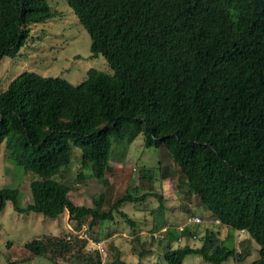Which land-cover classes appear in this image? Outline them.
I'll list each match as a JSON object with an SVG mask.
<instances>
[{"label": "trees", "instance_id": "obj_1", "mask_svg": "<svg viewBox=\"0 0 264 264\" xmlns=\"http://www.w3.org/2000/svg\"><path fill=\"white\" fill-rule=\"evenodd\" d=\"M66 2L91 37L92 56L103 55L113 72L92 68L75 85L26 70L0 92V155L4 149L37 176L27 206L18 188L0 186V211L11 200L19 211L49 217L68 210L71 219H88L89 228L114 213L134 224L122 205L155 194L163 213L164 194L140 190L143 181H153L151 169L107 211L104 193L91 206L77 204L65 182L74 147L81 149L77 179H88V169L104 185L113 141L143 134L147 146L166 147L214 225L229 229L226 239L209 227L201 246L174 247L195 234L194 225L181 231L169 223L160 239L165 263L154 264H183L190 254L221 263L241 254L232 230L243 229L260 245L248 264H264V0ZM53 15L49 0H0V61L21 50L33 24ZM164 169V177L173 175ZM164 226L156 223L155 230ZM76 239L77 247L49 235L24 245L34 255L52 249L71 253L76 264H100L89 239ZM120 263L119 254L109 255L107 264Z\"/></svg>", "mask_w": 264, "mask_h": 264}, {"label": "rangeland", "instance_id": "obj_2", "mask_svg": "<svg viewBox=\"0 0 264 264\" xmlns=\"http://www.w3.org/2000/svg\"><path fill=\"white\" fill-rule=\"evenodd\" d=\"M49 1L54 15L45 22L33 24L31 35L21 50L0 61V92L13 78L26 70L43 76H59L75 85L82 83L92 68L113 72L103 55L92 56L91 37L66 0ZM80 159L81 149L74 147L65 182L72 187L70 197L75 203L91 206L92 198L104 193L106 202L103 210L107 211L134 180L138 181L143 170L151 169L153 181H143L140 190L164 194L167 209L158 213L159 200L155 194H151L145 201L126 202L122 205L121 208L129 214L134 224L114 213L113 220L89 228L88 219H71L68 210L58 217H49L34 211H19L8 200L5 208L0 211V264H76V257L71 253L58 254L49 249L44 255H34L24 244L34 238L49 235L63 237L77 247L78 233L85 228H88L90 238L106 240L110 259L114 260L115 255L119 254L122 260L120 264L165 263L163 243L160 239L149 237L148 233L155 231L156 223L166 224L170 221L177 225L185 222L192 214L200 216L203 222L192 227L195 234L174 242V247L186 244L201 246V237L209 227L218 230L221 239L227 238L229 229L214 225L209 210L200 204L194 194L188 193L184 177L180 175L166 147L147 146L143 134L131 142L113 141L111 169L107 172L104 185L90 176L91 171L88 169L83 170L88 179H77L81 171ZM164 165L172 172L171 178L163 176ZM36 177L33 172H26L17 166L3 149L0 155V186L18 188L20 204L23 206L32 201L30 183ZM143 230L144 233L141 232ZM232 232L235 235L234 244L241 254L221 263L206 261L198 254H190L183 264H248L259 257L260 245L248 233ZM70 233L73 236L68 240L66 235ZM80 245L78 243V247Z\"/></svg>", "mask_w": 264, "mask_h": 264}, {"label": "built area", "instance_id": "obj_3", "mask_svg": "<svg viewBox=\"0 0 264 264\" xmlns=\"http://www.w3.org/2000/svg\"><path fill=\"white\" fill-rule=\"evenodd\" d=\"M203 219L200 216L197 215H190L185 222L181 223V224H177L175 227H177L179 230H184V228L188 225H195L198 223H202ZM218 222V220L216 221ZM170 225L167 224L164 227H162L159 230H155V231H151L148 233L149 237H153L156 239H161L165 237L166 232L168 231ZM241 232H245V230H241ZM79 235L81 237H85L89 239V246L93 249L99 252L100 254V259H101V263L100 264H107L108 260H109V253L107 251V247H106V240H94L92 238L88 237V233L86 228L81 230L79 232ZM195 236V235H194ZM67 239L70 240L72 239V235L68 234L67 235Z\"/></svg>", "mask_w": 264, "mask_h": 264}, {"label": "crops", "instance_id": "obj_4", "mask_svg": "<svg viewBox=\"0 0 264 264\" xmlns=\"http://www.w3.org/2000/svg\"><path fill=\"white\" fill-rule=\"evenodd\" d=\"M166 178H168V177H166ZM169 178H171V177L169 176ZM166 219H167V216H166ZM174 219H175V218H174ZM170 220H171V219H170ZM169 223L171 224V222H170V221H167L165 225H167V224H169ZM179 224H181V223H179ZM175 225H176V224H175ZM141 232H143V233H144V232H145V230H143V231H141Z\"/></svg>", "mask_w": 264, "mask_h": 264}, {"label": "bare ground", "instance_id": "obj_5", "mask_svg": "<svg viewBox=\"0 0 264 264\" xmlns=\"http://www.w3.org/2000/svg\"><path fill=\"white\" fill-rule=\"evenodd\" d=\"M93 238V237H92ZM153 239V238H152ZM95 240H97V239H95ZM89 244V243H88ZM89 247V246H88ZM92 250V249H91ZM109 261V260H108Z\"/></svg>", "mask_w": 264, "mask_h": 264}]
</instances>
